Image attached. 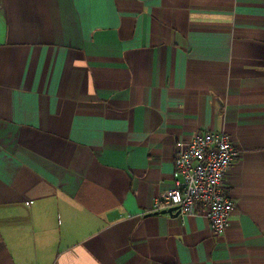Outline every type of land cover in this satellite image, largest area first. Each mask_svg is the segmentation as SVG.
<instances>
[{
    "label": "crops",
    "instance_id": "0c3cea01",
    "mask_svg": "<svg viewBox=\"0 0 264 264\" xmlns=\"http://www.w3.org/2000/svg\"><path fill=\"white\" fill-rule=\"evenodd\" d=\"M206 132L220 234L154 208ZM0 264H264V0H0Z\"/></svg>",
    "mask_w": 264,
    "mask_h": 264
},
{
    "label": "built area",
    "instance_id": "2783aa9c",
    "mask_svg": "<svg viewBox=\"0 0 264 264\" xmlns=\"http://www.w3.org/2000/svg\"><path fill=\"white\" fill-rule=\"evenodd\" d=\"M175 146L172 187L156 199L154 208L176 207L180 216L201 212L210 230L220 234L234 206L225 193L223 179L237 149L228 135L218 132L197 134Z\"/></svg>",
    "mask_w": 264,
    "mask_h": 264
},
{
    "label": "water",
    "instance_id": "95a60500",
    "mask_svg": "<svg viewBox=\"0 0 264 264\" xmlns=\"http://www.w3.org/2000/svg\"><path fill=\"white\" fill-rule=\"evenodd\" d=\"M161 212L162 213H168V214H170L172 216H177L178 215V210H177L176 207H171V208H169L167 210H164V211H161Z\"/></svg>",
    "mask_w": 264,
    "mask_h": 264
}]
</instances>
